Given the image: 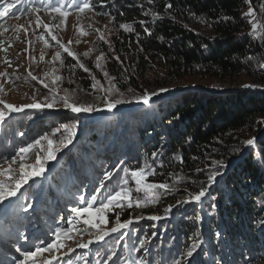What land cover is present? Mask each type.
<instances>
[{
    "label": "trees",
    "instance_id": "16d2710c",
    "mask_svg": "<svg viewBox=\"0 0 264 264\" xmlns=\"http://www.w3.org/2000/svg\"><path fill=\"white\" fill-rule=\"evenodd\" d=\"M32 2L39 4V0H32ZM91 3L98 4L104 9L107 8L106 14L111 17L115 25L130 26L131 31L128 34L120 32L115 41L118 52H121L122 46L127 42L136 47L135 55L138 58L147 55L159 60L165 67L164 81L154 79L152 82L142 81V83L134 75L135 71L128 75L117 66L114 57L108 54L107 47L102 46L106 54L105 71L110 77L115 78L116 88L121 92H127L128 89L134 92L130 94V98L125 99L131 106L143 103L135 100L133 98L135 95L143 94L145 91L150 94L156 93L161 89L169 88V85L178 78L193 74L220 81L245 77L254 87L264 88V75L257 70L262 63L264 64V49L259 48L250 33L248 18L244 15V10L250 5L245 0H151V2L150 0H91ZM169 3L173 7L166 9ZM260 3L261 0H251V7L257 10ZM154 13L157 14L155 19ZM141 21L144 23L141 24ZM119 40H123L124 43L119 44ZM64 58L66 65L73 69V74L80 84L90 78L88 72L80 68L75 59L66 54ZM81 61L103 83L101 74L92 64L82 59ZM166 77L169 78V82H166ZM170 77L174 80L171 81ZM263 92L255 95L250 91H231L221 96L202 93L182 97L172 102L167 99L170 96L162 98L160 100L163 101H155L156 104L152 106L153 108L151 107L158 115L155 118L156 122L146 116L145 109L134 111L125 121L127 128L121 126L115 137L116 142L111 144L109 141L114 135V125H117L121 119L118 122H114V117L105 120L102 131H108L107 133L101 131L98 134V125H91L89 128L84 127V124L82 127L79 125L83 133L71 145L72 153L70 151L65 153L62 162H59L56 167L55 174L67 168L76 169L78 172L72 173L73 184L78 185L76 179L82 177L89 180V185L91 182L97 185L98 195H103V191L107 195L110 192H105V189L109 180L104 181V188H100L101 181L107 172H114L112 180H116V189H118L117 182L125 177L123 170L125 168L130 172L136 170L133 169L134 164L130 163L125 166L123 161L129 159L131 161L135 152L142 160L149 158L153 153L157 154L161 148L160 153L164 152L163 155L160 154L161 161L165 156L168 159L161 164H158L156 159L153 160L145 169L146 172L149 171L147 180L158 184L167 182L170 192L178 193L180 197L206 187L209 175L207 169H213L211 159H215L223 165L219 168L228 166L227 169L230 171L224 179L228 189L226 193L229 196L220 190L216 192L218 202L216 211L219 215L216 216L214 225L203 234L202 243L190 257L191 264H196L195 260L201 257L206 250H209L211 257L221 256V264H240V262L242 264H264V250L258 252L260 247L264 249V207L258 202L264 196ZM161 95H154L151 99ZM162 102L168 103L169 108H162L164 104ZM119 105L124 106L122 103ZM30 113L31 115L24 114L23 117L11 121L6 126V129L13 130L14 128L23 133L22 147L37 140L41 141V136L46 132L44 128L49 131L54 128L53 117L42 113ZM21 122L22 125L27 124L29 128L26 127L27 125L21 126ZM19 126L22 128L20 129ZM147 131H151L150 136ZM98 138L101 144L97 150H94L92 145ZM161 138L167 140L166 146H162ZM249 139L253 141L256 139V141L249 150L247 149L248 153L243 155V148ZM5 143L11 145L12 148L0 154L2 157L0 164L13 157L14 150L12 149L15 143ZM58 143L59 139L56 145ZM150 143H155L156 146H151ZM241 144L243 145L239 148L238 145ZM0 149L5 150L6 148L0 147ZM213 154H217L218 157H214ZM111 155L113 158H107ZM241 156V162L238 163ZM90 158H95L97 163L92 162ZM118 161L121 164L117 166ZM235 164L237 165L233 169L232 166ZM258 166L263 168L259 171ZM130 172L128 187L131 185ZM174 199L170 200L166 194L162 193L159 196V204L155 208L153 205L135 208L136 195H132V207L126 204L116 209L121 222L140 215L164 216L166 215L164 214L165 209ZM170 218L167 220L161 217L158 229L155 228L153 232L150 231L155 227V223L151 226L149 224L143 226L142 230L138 225H132L136 227L134 241L130 232L126 233L127 240L131 244L130 248H132L131 261L141 259L136 252L148 242L152 244L147 255L156 260L159 256L158 250L155 252L158 247L156 242L159 241V245L162 246L164 243H161L160 239L163 236L166 242L167 240L172 241L168 245L174 243L176 245L172 255H169L163 247L160 252L171 259L184 258V254L190 247L183 248V243H187V239H182L187 230L185 223L183 220L175 219L174 216ZM214 229L221 232L220 238H217L221 242H217V246L213 245ZM144 234L145 239L140 240ZM236 238L238 241L234 243ZM98 253L99 255L95 254L97 261L109 263L106 260L107 252ZM116 261H118L117 258L114 262Z\"/></svg>",
    "mask_w": 264,
    "mask_h": 264
},
{
    "label": "rangeland",
    "instance_id": "374dc122",
    "mask_svg": "<svg viewBox=\"0 0 264 264\" xmlns=\"http://www.w3.org/2000/svg\"><path fill=\"white\" fill-rule=\"evenodd\" d=\"M9 2L11 3L12 0H9ZM93 5H94L93 12H85V13L79 14L80 15L79 27L74 28V25L77 24V13L74 10H72L71 14L67 17V20L62 30L57 31L54 29L53 34L57 35L58 38H61L62 42H64L65 44H67L69 40H72L73 43L69 44L68 46H70L72 48L71 50L77 54L78 61L80 63H83L81 61L82 59L84 61L90 62L92 66L96 69V71L101 74L103 83L97 76L91 73V71L88 72V74L90 75V78L87 79L85 82L80 84L76 80V77L73 74V69L70 66H67L65 63L64 57H65V54L67 55V53H65L63 49H59V46L54 41H51V38L47 35V33H45L42 26L40 27L36 26L34 14L32 16L33 23L31 25H28L27 21H28L29 14L23 11L28 6H25L24 8V7H20V5L17 4L14 9L17 12V17L9 16L3 21V26L8 27L9 30L7 32H4L3 28H0V32L3 33L2 35H0V42H2L0 43V48H6L9 51V53L7 51L6 52L0 51V72L7 71L10 74L15 73V75H18L20 77V79H16L15 76H10L8 78L0 77V83H4L5 92L7 93L6 95L0 94V97L5 99L7 102L18 105V106L29 104V103H34V102H39L41 104L51 102L53 94L49 91V89L44 88L43 84L40 82L41 80H43L44 83H48L50 87H55L60 96L64 95L65 90H67L73 96V99L76 102L80 104H85V105L91 104L96 109L95 111H90V112L72 113L70 110L61 107L62 102L60 101L59 96H57L56 101L52 108H43V109L25 108L24 111L22 112H12L10 114L6 113L5 121L3 123H0V126L4 124L2 128L7 126L11 121H14L15 119L23 117L24 114L29 113L28 115H31L30 112L42 113L44 115H47L48 117L54 118L53 119L54 121L52 124L54 125V128L50 131L44 128L46 132H44L45 135L41 136L40 145L30 150L24 156L23 160H21L19 156L17 155V153H19V149L22 148L20 147L19 149H16L14 152H12L13 157L10 158L11 160L6 159V161H3L4 163L0 164V167H3L5 169L8 168L9 165L11 164V167L16 170V175L18 176L19 165L23 163L29 166H34L36 165L37 154L39 155L44 165L42 174L39 176H32L28 180L27 184H24L20 190L30 189V191H34V189L37 187L36 186L37 183L41 184V181H40L41 179H42L43 189H47L48 180H50L51 176H53L57 172L56 171L57 165H59V162H62L65 153L71 150L72 148L71 145H73L74 142L78 140L79 135L83 133V130L81 128L79 129V125L80 127H82L84 124V127H87V128H89L91 125L93 126L98 125L99 127L98 134H99L103 130V127H104L103 122L105 120L111 117H114L113 118L115 119L114 122H118L121 119L117 123V125H114L115 126L114 135H113V138L109 141V144H111L113 142H116L115 137L118 133L119 128H121V126H123V128L124 127L127 128L125 125V121L127 120V117L130 114H132L134 111L145 109V111H147L146 116L151 117L152 120L156 122L155 118L158 115L156 111L152 109L153 108L152 106H154L156 102H161L163 100H159L156 102H149V104L147 105L144 103H141V105L138 104L140 105L139 107L138 105L133 104L135 107L134 109L121 111L122 109H125V106L132 107L130 103L128 104V102H125V103H122L124 106H121L118 104L111 111H109L108 109H105L107 108V106L103 102V99L105 97V92L99 88H97L96 90L92 88V85L94 83L93 77H95L96 80H99L101 84L104 86V88L108 87V80L104 77V72H106L105 71L106 70V54L103 52L102 46L107 47L108 54L114 57V60H115L114 62L117 63V66L122 68L126 74L129 75L135 71L134 75L139 78L140 82L142 81H145L146 83L152 82L154 79L156 80L162 79V81H164L165 75H166L165 67L159 60L152 59L151 57L147 55H144L143 57L138 58L135 55V52H137L135 51L136 47L132 44L130 45L127 42H125V44L122 46L121 52H118L117 47L115 46V41L118 39L120 32H125L126 34H128L129 31H126L125 29L121 28L120 25H115L111 17L108 14H106L107 8L104 9L98 4L97 5L93 4ZM248 10H249V7H247L244 10V13H247ZM263 10H264V0H261V3L258 6L257 10H254L255 19L253 20V22L259 25V27L256 30V35L252 34L251 25L249 24L250 33L253 36L254 40L258 43L259 48L262 50L264 49V21H263L264 11ZM98 11H100V13ZM39 16L45 22H49L48 13L45 12L44 10L40 11ZM247 18L248 20L253 19L252 17H247ZM59 19L60 18L57 17L56 22H59ZM12 25H24L28 29V31L26 33L23 29H21L19 32H16L10 27ZM88 25H91L92 27L88 28ZM80 28H83L85 31H87L88 34L81 35ZM95 29H99L100 31L97 32L95 31ZM101 33L104 35L103 40L100 39ZM41 34H44V39H47L50 41L49 47H45L44 40L39 38ZM77 40H79L80 43H76L75 41ZM119 41H120L119 44L123 42V40H119ZM57 50L61 52V60H63V64H61L60 61L53 62L52 60V57ZM84 52H89V55L84 56L83 55ZM7 54L9 57H7ZM41 54L44 55L43 60L40 59ZM101 54H103L104 59L100 61L101 67L97 68L96 67V63H97L96 57L100 56ZM263 54H264V51H263ZM5 57L12 63V67H8L5 63H3V60ZM117 57H119V59H116ZM77 64L79 66L78 62ZM54 68L56 69L55 72H53ZM257 70L260 74L264 75V70H262L260 66L257 68ZM29 72H31L32 75L37 76L38 79L32 80L30 77H28ZM44 73H49V75L46 77L44 76ZM55 75H59L62 79L59 80L55 85H52L51 81ZM25 77H27V79H25ZM166 79H167L166 82H169L168 81L169 78L166 77ZM170 80L173 81L174 79L170 77ZM244 85H251V87H244ZM231 91H244V92L250 91V92H253V94L257 95L263 92L264 88L254 87V85L251 84L249 79L245 77H238L235 79H231V81H228V80L220 81L215 78L204 77V76L202 77L197 74H193V75H188V76H183V77L178 78L176 81H173L169 85V88H167V91H158L156 93L159 95L171 94L172 96H170L167 99H170V102H172L175 100H180L182 97L183 98L190 97L193 94L201 95L202 93H205V94L221 96V95H224V93H228ZM119 93H123V98L128 99L130 98V94L134 92L133 90L127 91V92L119 91L118 93H114L112 98L113 99L117 98L119 96ZM101 103L104 104L102 108H101V105H102ZM163 103L164 102H162V104ZM169 106L170 105L168 103H164L162 105V108L168 109ZM102 113H104L103 116H101ZM87 114H95V115L100 114V115L96 117H87ZM20 125L25 126L27 124L22 125V122H21ZM63 125H68L69 127H71L73 132L75 133L72 139V143L69 144L67 148L60 146L59 149L55 153V159L48 160L46 159L47 140L52 139L55 142H58V139L60 141L62 138L67 136L68 133L64 131L62 127ZM26 127L29 128L28 125ZM19 128L21 129L22 127L19 126ZM57 128H60L61 131L55 132ZM102 132L107 133L108 131H102ZM147 132L150 136L151 131L150 132L147 131ZM15 133L16 132H14V134ZM53 133H55V135H53ZM5 134H7V132H5ZM21 134L23 135L22 132ZM21 134L18 136L20 141L22 140L21 138L23 137ZM59 134L61 136H59ZM161 140H163L162 146H166V144L168 143L167 140L163 138H161ZM254 141H256V139ZM99 144H101L100 138H98L96 143L92 145V148L94 150H97ZM154 144H151V146H156V144L155 145ZM54 145L53 147H56V143H54ZM242 145L243 144L238 145V147L241 148ZM250 147L251 146L247 144L244 146L243 155H246L248 153L247 149L249 150ZM160 149L158 150L157 155L155 157V159L158 161V164H161L165 162L166 159H168V157L166 158L165 156V158L163 157V161H161L160 154L163 155L164 152L162 151L160 153L161 151ZM6 151L8 150L6 149ZM70 152L72 153V151ZM137 155L139 154L135 152V155L133 156V158H131V161H129L130 159L127 161H123L125 166H128L130 163H132L134 164L133 169H136V170L140 168L146 169V166H149L153 161V155L143 160L138 158ZM213 156L218 157L217 154L216 155L213 154ZM14 158H15V163L12 162ZM107 158H113V156L112 155L107 156ZM90 159H92V161H96L97 163V160L95 158H90ZM239 159L240 160L238 163L241 162L242 156ZM141 160L142 162L140 163ZM211 160H212L211 161L212 168L214 169L215 167H217V165H213V161H215V159H211ZM119 164L121 163L118 161L117 166ZM237 164L232 166L233 169L235 168ZM51 167H53V171L48 176H45V181H47L45 182L43 180L44 173H46L47 170ZM227 168L228 166L225 168H219V171L222 175L217 176L215 183H212L209 185V183L206 182L205 186L208 188V191H207L206 196L202 198V203L200 204H196L194 202L193 203H178V202L187 200L188 195H183L179 197L177 195L178 193L175 194L172 191L170 192V190L164 191L162 189H156L153 191V193H144V192L137 193L135 192L136 185L134 183V180H132L130 177L131 185L129 186V188L133 189L132 195H136V201L134 202L135 208H136L137 200L140 201V205L143 208H145L146 205H151V206L153 205V208H155L159 204V196L162 193L166 194L170 200L175 198L174 201L170 202V205L174 207H172V210L170 213H167V214L164 213L166 215L163 214L164 216H159L160 217L159 220L148 219V217L150 216H158V215H145V216L140 215V216L129 218L132 220V223L129 225V227L127 229H121L117 235L109 237L106 240V242H108L109 240L115 239L114 249L116 251L118 248L120 249V247L125 246L127 244L126 242L127 239H125L126 235L125 237H123L121 241L119 240V238L121 239L122 234H125L129 231L134 241V238L136 236V232H135L136 227H133L132 225H138L140 229L142 230L144 228L143 226H146L148 224L151 226L152 224L155 223L154 225L155 227H153L150 231V232H153L155 228L158 229V226H156V223L158 224L161 222L162 220L161 217H165L168 220V218L172 216H174L175 219L177 220H183V222L185 223V229L187 230H186L185 237H183L182 239L184 238L187 239V243L186 244L183 243L184 244L183 248L186 247L187 249L193 243V240L202 241L204 239L203 234L207 231V229H210V226L214 225L213 222L216 221L215 218L217 215H219L218 211H216V205L218 203L216 201V195H215L216 192L220 190L221 192L225 193V195L229 196V194L226 193L228 192V189L225 184L226 182L224 183L225 177L230 172L229 169ZM262 168H260V166L257 167L259 171ZM209 170L210 169H207L208 173H209ZM62 175L63 173L60 174V176ZM15 178L16 176L13 177V179ZM0 179L6 180V177H0ZM147 179H148V175H147ZM147 182L152 183L148 180ZM39 189L40 187L38 188V190H36L38 197L40 196V192H41V189L40 191ZM114 190H118V189L115 188ZM78 193L82 194L83 192L79 190ZM154 195L158 196V198L153 199ZM161 201H164V200H161ZM258 202H259V205L264 207V196L261 199H259ZM126 204L127 202H124V205ZM56 206L59 209V211H60V208H62V210L65 211V218L61 221H57V219L55 218L49 219L47 222L44 223L48 231L51 232L49 234V239L44 240L43 237L35 238L34 241H36V245L34 244V241L32 242L30 241L27 244V236H29L31 234V231H33V229L35 228L34 224H37V220L35 219V216H31L33 214L31 213L32 209H30L29 212L27 213V216H25L27 218L26 228H23L18 231L17 228L14 227V229L18 231V233L13 231L15 235L17 236V241L16 242L12 241L11 243L13 244V247L10 249H7V254L10 255L11 258L8 262H5V264H19V261L23 259V253L25 251H34L36 247L41 245L42 241L45 243L51 242L55 238L53 233L55 232L57 227H60V228L68 227L66 224L68 221L67 219L70 218L72 214L71 208L66 207V205L62 202H60V204ZM116 208L118 207H113L111 211L105 214L103 223L100 222L97 214L94 211L92 213L91 219L95 223H100V227L102 229L106 231L110 230L113 226H115L116 217L117 215H119ZM137 217H141V218L136 219ZM78 228L80 229V234H76L74 230V232L71 234L73 236V239L66 241L68 245H71L75 249L73 253H68L67 249L65 248V249H62L61 251L54 252L51 254L48 252H45L42 254L43 258H48L49 260H51V255L58 256L59 258H63V257L68 258L69 256L80 254L83 251L84 252L89 251L88 248L84 249V248L76 247V244L79 242L86 243L89 240H92V242L96 241L95 236L93 234L97 231V229L91 228L90 226H87V225H83V223L79 224ZM0 233H1V227H0ZM220 233L221 232L218 229L213 230L212 236H214L215 238L213 239V243H214L213 245L215 246H217L218 245L217 242L220 241V239L217 240L218 237L220 238ZM154 236L155 235L153 234V237ZM232 238L234 239V237ZM144 239H145V234L141 237L140 240H144ZM2 241L4 240L3 239L0 240V245H2ZM167 241L169 243H172V241L170 240H167ZM234 241H235L234 243H236L238 241L237 238ZM160 242L164 243L163 245L167 244L164 236L161 237ZM151 244L152 243L150 242H148L147 245L146 244L143 245L142 243L143 246L141 247L140 250H137L136 252L137 256L139 258H142L143 256L146 257L148 248L150 247ZM4 246L5 245L1 247H4ZM156 246L158 247H156V250L155 249L154 250L155 252L158 250L157 252L160 256L156 258V262L154 261V263L158 264L159 259L162 257H165V255H163L162 252H160L162 246L159 245V241L156 242ZM198 251H196V253ZM208 252L209 250H206V252L203 255H201V257H198L195 260V263L196 264L208 263L209 259L208 257L205 256V254H208ZM216 258H217L216 259L217 261H215L213 258L211 259V261L213 260V264H219L218 259L221 260V256L219 255ZM37 259L40 260L41 257H37ZM174 259H180V258L175 257ZM165 260H166V264H169L170 262H171L170 264H173V260L171 258H167ZM181 260L183 264H191L190 257L184 256V258ZM54 261L55 260H51V264H54ZM186 261L188 263H184Z\"/></svg>",
    "mask_w": 264,
    "mask_h": 264
},
{
    "label": "snow or ice",
    "instance_id": "6c2138e0",
    "mask_svg": "<svg viewBox=\"0 0 264 264\" xmlns=\"http://www.w3.org/2000/svg\"><path fill=\"white\" fill-rule=\"evenodd\" d=\"M25 0H12L10 3L9 0H0V28H3L4 32H7L9 30L8 27L3 26V21L11 16V17H17V12L14 10L15 6L19 3H24ZM151 2V0H150ZM246 3L250 5L249 10L244 15L246 17H252L253 19H249L248 23L251 25L252 34L256 35V30L259 27V25L253 20L255 19V12L254 9L251 7V0H245ZM173 5L171 3L166 5V9H171ZM41 10H44L48 13L49 22H45L41 17L39 16V13ZM74 10L77 13V24L74 25V28L79 27V21H80V15L85 12H93L94 11V5L91 3V0H64V2H61V0H39V4H33L32 0H28V7L25 8L23 11L25 13L29 14L28 17V25H31L33 23V14L35 15V24L37 27L42 26L45 33L51 38V41H54L58 46L59 49H63L65 53L69 57H72L73 59L78 60L77 54L71 51L68 47L69 44L73 43L72 40H69L67 44L62 42L61 38H58L57 35L53 34V30H62L67 17L71 14V11ZM147 14V13H146ZM157 14H153L154 19L156 18ZM57 17H59V22L57 21ZM227 19V18H225ZM203 22V21H202ZM144 21H141V24H143ZM14 31L19 32L21 29H23L26 33L28 29L24 25H12L10 26ZM91 25H88V28H91ZM121 28L125 29L126 31H131V28L129 25L121 24ZM95 31L99 32V29H95ZM147 31V29H146ZM3 33L0 32V35ZM80 34L81 35H87V31H85L83 28H80ZM19 38V37H17ZM40 39L44 40L45 47L50 46V41L47 39H44V34H41ZM100 39H104V35L100 34ZM76 43H80L79 40L75 41ZM2 43V42H0ZM0 51H7L6 48H0ZM26 51V50H25ZM84 56H88L89 52H84ZM41 60L44 59V55L41 54L40 57ZM104 59L103 54L96 57L97 63L96 67L100 68L101 64L100 61ZM116 59H119L117 57ZM54 61H60L61 64H63V60H61V52L57 50L53 57ZM3 63H5L8 67H12V63L5 57L3 60ZM74 67V66H73ZM79 67L82 68L85 72H88L89 69L85 67L83 63H79ZM260 68L264 70V64L260 65ZM56 69H53V72H55ZM49 73H44V76H48ZM10 76H15L16 79H20L18 75H15V73H8L7 71L0 72V77L8 78ZM28 77H30L32 80H37L38 77L35 75H32L31 72L28 73ZM104 77L108 80V87L104 88V86L101 84L99 80H96L95 77H93L94 83L92 85V88L96 90L97 88L103 90L105 92V97L103 99V102L107 106L108 110L111 111L116 105L127 102L123 98V93H119V96L115 99L112 98L114 93H118L119 90L116 88L113 81L115 80L114 77H109V74L107 72H104ZM27 79V77H25ZM62 78L59 75H55L51 81L52 85H55L59 80ZM44 88L49 89V91L53 94L52 95V101L41 104L39 102L24 104V105H15L12 103L7 102L5 99L0 97V123H3L6 118V113L10 114L12 112H22L25 108L29 109H43V108H52L57 96H59L61 103V107L70 110L72 113H80V112H90L95 111V107L91 104L85 105L80 104L76 102L73 99V96L65 90L64 95L60 96L57 92L55 87H50L48 83H44L43 80L40 81ZM244 87H251V85H244ZM128 91H132V89H128ZM160 91H167V89H161ZM0 94H7L5 92V86L4 83H0ZM157 95V93H148L145 91L143 94L135 95L133 98L135 100L142 101L144 104H149L152 96ZM64 131L68 133L67 136L62 138L59 143L56 145V147H53L54 143H56L52 139L47 140V156L46 159L52 160L55 159V153L59 149L60 146H63L64 148H67L69 144L72 143L73 136L75 133L73 132L72 128L68 125L62 126ZM61 129L57 128L55 132H60ZM55 135V133H53ZM41 141L37 140L32 144L27 145L26 147H22L19 149V153L17 155L21 160L24 159V156L32 149L36 148L38 145H40ZM247 145L252 146L254 144V141L252 139H249L246 141ZM156 153H153V160H155ZM15 163V158L12 161ZM182 162V161H181ZM213 165H218V167H215L214 169L209 170L208 175V183L209 185L216 182V178L219 175H222L219 171V167H223L222 164H220L217 161H213ZM147 167V166H146ZM44 169V165L41 161V158L37 154V160L36 165L29 166L26 164L21 163L19 165V174L16 175V170L11 167V164L8 168L0 167V177H6L5 179H0V203H3V201L8 200L9 197H15L17 193L20 191V189L23 187L24 184H27L28 180L32 176H39L42 174ZM125 177L121 178L120 181L117 182L118 190H114L113 192L107 194L104 199L100 202L98 207H94V201L97 200V196L91 197L90 201H85L86 206L84 207H73L71 210V217L68 219V227L66 228H60L57 227L55 232L53 233L54 239L51 242H41V245L36 247L34 251H25L23 253V259L19 261V264H51V260H59L60 258L55 255H51V260L48 258H43L42 254L45 252L48 253H54L61 251L62 249H67L68 253H73L75 249L66 243V241L73 239V236L71 235L74 230L76 234H80V229L77 227V225L83 223V225L90 226L91 228L97 229V231L93 234L95 236V239L97 241L103 240L104 237L108 236L111 233L119 232L121 229H127L129 225L132 223V220L129 219L127 221L121 222L119 215L116 217L115 226H113L110 230H104L100 227V223H95L91 219L93 211L97 214L99 220L101 223L104 222L105 214L112 210L113 207H123L124 202H127L128 207H132V192L133 189L128 187L129 184V172L130 170L125 168L124 170ZM200 171V169H198ZM147 173L144 168H140L138 170H132L130 172V177L132 180H134V183L136 185L135 192H144V193H153L156 189H162L164 191L170 190V186L167 182L165 183H149L147 182ZM154 174V173H152ZM16 176L15 179L13 177ZM114 176V172L109 171L104 175L103 180L101 181L100 188L105 187L104 181L111 180ZM208 191L207 187H201V189L198 192L188 193V199L182 202L178 203H196L200 204L202 203V198L206 196ZM158 196H153V199H157ZM81 200H85V197L81 196ZM140 201L137 200L136 207H140ZM32 205H27L24 207V211H27L28 208H31ZM172 205H170L168 208L165 209V213H170L172 210ZM141 217H137L136 219H140ZM148 219L151 220H159V216H150ZM122 234L121 239L123 238ZM26 238V237H25ZM92 243V240H89L88 242H79L76 244V247L79 248H88L89 244ZM202 241L199 240H193V243L190 245L186 253L184 254L185 257H191L193 255V252L200 246ZM99 255V253H97ZM115 253L113 252L111 255L107 257L108 260L112 259V256H114ZM37 257H41L40 260L37 259ZM77 260L82 259V257H76ZM65 264H74L73 259L71 256L68 257ZM97 264H100V261H97ZM127 264V262H125ZM131 264H149L148 261L141 258L138 262L133 260L131 261ZM173 264H183L181 259H174Z\"/></svg>",
    "mask_w": 264,
    "mask_h": 264
},
{
    "label": "water",
    "instance_id": "95a60500",
    "mask_svg": "<svg viewBox=\"0 0 264 264\" xmlns=\"http://www.w3.org/2000/svg\"><path fill=\"white\" fill-rule=\"evenodd\" d=\"M76 60V59H75ZM78 63H80L78 60H76ZM89 72V71H88ZM168 96H172L171 94H163V95H161V96H158L157 98H154V99H151L150 100V102H155V101H157V100H160V99H162V98H165V97H168ZM141 105V104H140ZM140 105H138V107L140 106ZM144 105V104H143ZM135 107L134 106H132V107H130V106H127V107H125V109H122L121 111H126V110H132V109H134ZM106 113V112H105ZM103 114V113H102ZM97 115H95V114H87V117H96Z\"/></svg>",
    "mask_w": 264,
    "mask_h": 264
},
{
    "label": "bare ground",
    "instance_id": "6f19581e",
    "mask_svg": "<svg viewBox=\"0 0 264 264\" xmlns=\"http://www.w3.org/2000/svg\"><path fill=\"white\" fill-rule=\"evenodd\" d=\"M69 47V49L71 50L72 48L70 47V46H68ZM72 51V50H71ZM3 52V51H2ZM5 52V51H4ZM7 52L9 53V51L7 50ZM7 57H9L8 56V54H7ZM53 171V167H51V168H49L48 170H47V172H46V176H48L49 174H51V172ZM171 219V218H170Z\"/></svg>",
    "mask_w": 264,
    "mask_h": 264
}]
</instances>
